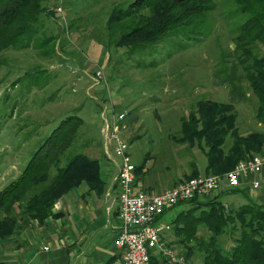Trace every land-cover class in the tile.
Wrapping results in <instances>:
<instances>
[{
	"label": "rangeland",
	"instance_id": "374dc122",
	"mask_svg": "<svg viewBox=\"0 0 264 264\" xmlns=\"http://www.w3.org/2000/svg\"><path fill=\"white\" fill-rule=\"evenodd\" d=\"M131 1L67 0L64 14H59L56 0H45L47 10L41 15L33 44L26 48L9 47L2 52L0 190L20 176L45 137L71 114L80 116L83 124L66 155L84 152L103 159L104 117L116 111L126 112L122 134L129 139L131 159L137 165L145 162L136 173L137 179L141 181L146 176L154 181L158 185L154 192L188 179L197 169L206 174L207 158L197 138L192 139L185 126L191 112L197 117L201 115V101L232 104L231 112L237 113L241 134L264 128L255 117L258 98L249 81L235 75L243 74L234 40L245 18L236 1L215 0L216 8L203 25L202 35L194 39L169 35L134 53L127 45H117L115 39L120 32L111 38L107 27L112 9ZM98 71L102 72L101 77ZM228 75L234 77V86ZM89 83L90 87L85 89ZM103 84L106 88L116 87L117 103L107 93L99 92ZM95 105L102 109V124L91 113ZM241 188L245 192H227L234 187L225 182L199 200H217L227 210L248 201L264 203L255 199L256 190ZM192 206L185 202L161 217L171 225L168 242L186 254L188 248L180 242L171 220ZM231 230L217 237L226 249L234 244L236 234ZM212 233L206 223L198 224L197 236L203 241L207 242ZM190 242L196 249L187 264H203L206 252L197 249L195 238Z\"/></svg>",
	"mask_w": 264,
	"mask_h": 264
},
{
	"label": "trees",
	"instance_id": "16d2710c",
	"mask_svg": "<svg viewBox=\"0 0 264 264\" xmlns=\"http://www.w3.org/2000/svg\"><path fill=\"white\" fill-rule=\"evenodd\" d=\"M44 1L0 0V63L5 49L30 47L37 39V25L47 10ZM234 1L245 15L234 40L243 74L235 75L249 81L258 98L255 117L264 126V0ZM215 8V0H132L112 9L107 27L111 38L120 32V37L115 39L117 45H127L134 53L169 35L187 39L202 35L203 25ZM232 77L228 75V81L234 86ZM199 106L201 115L197 117L191 112L185 126L188 135L197 138L207 158L204 169L207 175L224 173L239 160L261 153L264 128L241 134L237 113L231 112L232 104L201 101ZM82 124V118L75 114L63 118L34 151L20 176L0 190V235L15 231L19 214L24 220L39 223L57 216L53 207L58 199L84 181L92 188L103 190L99 158L84 152L66 155ZM144 163L136 164L135 173H139ZM198 175H201L199 169L188 179ZM231 191L245 192V188L234 187L227 192ZM200 198L186 201L193 204L192 208L181 211L171 220L180 242L188 248L187 263L196 249L190 242L195 238L197 249L206 252L203 264H264V203L248 201L237 209L227 210L217 200ZM203 223L213 231L207 242L197 236V226ZM230 228L236 236L232 247L226 249L217 237Z\"/></svg>",
	"mask_w": 264,
	"mask_h": 264
},
{
	"label": "crops",
	"instance_id": "0c3cea01",
	"mask_svg": "<svg viewBox=\"0 0 264 264\" xmlns=\"http://www.w3.org/2000/svg\"><path fill=\"white\" fill-rule=\"evenodd\" d=\"M85 87L88 89L90 83ZM100 91L117 103L119 94L115 86L106 88L103 84ZM100 112L102 109L97 106L91 113L102 124ZM261 152H264V147ZM104 156L100 159L103 190L82 182L55 203L53 212L58 215L50 216L42 223L24 220L20 214L17 215L19 225L15 231L0 235V264H109L118 252L114 239L119 218L114 199L117 195L115 177L121 160L114 154H108L106 149ZM257 177L262 180V185L256 189L254 197L264 202V173ZM153 182L146 176L141 181L137 179L138 185H144L150 192L158 189Z\"/></svg>",
	"mask_w": 264,
	"mask_h": 264
},
{
	"label": "built area",
	"instance_id": "2783aa9c",
	"mask_svg": "<svg viewBox=\"0 0 264 264\" xmlns=\"http://www.w3.org/2000/svg\"><path fill=\"white\" fill-rule=\"evenodd\" d=\"M66 1L56 0L57 13L64 14ZM98 76H102L101 71ZM125 119L126 112H113L104 117L101 129L106 152L121 160L115 177L117 195L114 199L120 220L114 239L118 252L111 264H186V252L168 242L171 225L161 217L181 202L211 195L225 182L230 187L258 189L262 180L257 175L264 173V152L239 160L224 173L201 174L161 192H150L137 183L129 139L122 134ZM157 220L161 221L156 223Z\"/></svg>",
	"mask_w": 264,
	"mask_h": 264
}]
</instances>
